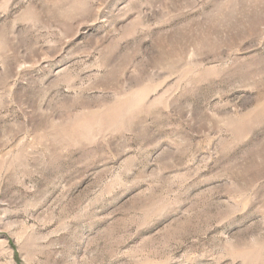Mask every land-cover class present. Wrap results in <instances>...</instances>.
<instances>
[{"label": "rangeland", "instance_id": "374dc122", "mask_svg": "<svg viewBox=\"0 0 264 264\" xmlns=\"http://www.w3.org/2000/svg\"><path fill=\"white\" fill-rule=\"evenodd\" d=\"M0 264H264V0H0Z\"/></svg>", "mask_w": 264, "mask_h": 264}]
</instances>
